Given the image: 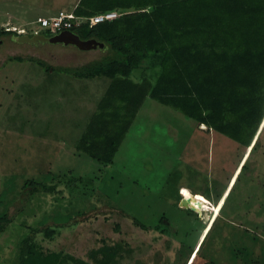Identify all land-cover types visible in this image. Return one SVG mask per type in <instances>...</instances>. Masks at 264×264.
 <instances>
[{
	"label": "rangeland",
	"instance_id": "1",
	"mask_svg": "<svg viewBox=\"0 0 264 264\" xmlns=\"http://www.w3.org/2000/svg\"><path fill=\"white\" fill-rule=\"evenodd\" d=\"M76 2L0 0V31L20 35L0 37V264L25 237L89 262L121 246L116 264H264L263 129L246 150L147 97L111 165L71 154L106 81L60 68L107 54L51 43L35 22Z\"/></svg>",
	"mask_w": 264,
	"mask_h": 264
},
{
	"label": "trees",
	"instance_id": "2",
	"mask_svg": "<svg viewBox=\"0 0 264 264\" xmlns=\"http://www.w3.org/2000/svg\"><path fill=\"white\" fill-rule=\"evenodd\" d=\"M111 11L119 17L70 29L82 41L102 44L107 56L83 71L60 68L77 79L111 81L77 152L111 165L147 97L246 150L251 146L264 130V0H77L70 13L88 18ZM42 31L46 38L55 35ZM8 34L20 37L0 31V37ZM9 222L0 217V233ZM120 247L102 249L101 258L89 262L43 251L25 237L14 264H114Z\"/></svg>",
	"mask_w": 264,
	"mask_h": 264
},
{
	"label": "built area",
	"instance_id": "3",
	"mask_svg": "<svg viewBox=\"0 0 264 264\" xmlns=\"http://www.w3.org/2000/svg\"><path fill=\"white\" fill-rule=\"evenodd\" d=\"M119 17L115 11L100 13L88 18L76 17L73 13L58 12L55 16L44 17L36 20L35 25L39 30H48L52 34L70 31L71 28L87 23L89 27L100 23L109 22ZM37 33L36 29L33 31ZM24 34V33H21Z\"/></svg>",
	"mask_w": 264,
	"mask_h": 264
},
{
	"label": "crops",
	"instance_id": "4",
	"mask_svg": "<svg viewBox=\"0 0 264 264\" xmlns=\"http://www.w3.org/2000/svg\"><path fill=\"white\" fill-rule=\"evenodd\" d=\"M73 10V9H72ZM72 10L71 11H59V12H64V13H70V12H72ZM41 12H43V16H39V17H37L38 19L39 18H44V17H52V16H55L57 13H58V11H56V10H54V9H51V8H45V9H42L41 10ZM46 15H48V16H46ZM23 19H25L26 17H25V15L22 17ZM47 71H49L50 70V68L49 69H46ZM61 70V69H60ZM62 71V70H61ZM63 72V71H62ZM65 73V72H64ZM69 75V74H68ZM71 76V75H70ZM71 77H73V76H71ZM73 78H75V77H73ZM98 78H103V77H98ZM75 79H77V78H75ZM95 79V78H94ZM105 79V83L106 84H104L103 86L105 87V89H104V92L99 96L100 98H99V100H97V102H96V104H93V106L91 107V110H89V111H87V114H85V118H83V125H82V132H81V134H80V136H78L76 139H73L72 140V143H71V151H72V155L73 156H79V154H81V153H79V152H77V150H76V146H77V143H78V141H79V139H80V137H81V135H82V133L84 132V130H85V128H86V126H87V124L89 123V121H90V119H91V117H92V115L94 114V112L97 110V106H98V104H99V102L101 101V99L104 97V95L106 94V92H107V90H108V88H109V86H110V80L109 79H107V78H104ZM78 80H84V79H78ZM87 80H93V79H87ZM95 88H99V86H97V85H95L94 86ZM101 89V91H103V87L102 88H100ZM76 128H80L79 127V124L77 123V125L75 126ZM203 127H205L204 125H202L201 126V128H203ZM206 128V127H205ZM206 130V129H205ZM129 131V130H128ZM76 135H77V133H76ZM256 139V138H255ZM63 151V150H62ZM68 154H70V153H68Z\"/></svg>",
	"mask_w": 264,
	"mask_h": 264
},
{
	"label": "water",
	"instance_id": "5",
	"mask_svg": "<svg viewBox=\"0 0 264 264\" xmlns=\"http://www.w3.org/2000/svg\"><path fill=\"white\" fill-rule=\"evenodd\" d=\"M49 41L51 43H58V44H64V45L70 44L82 50H87V49L89 50L91 48H96V47L102 48L103 47L102 44L98 43L95 40L82 41L79 39L77 35H75L71 31H64L57 35H54L49 39Z\"/></svg>",
	"mask_w": 264,
	"mask_h": 264
},
{
	"label": "bare ground",
	"instance_id": "6",
	"mask_svg": "<svg viewBox=\"0 0 264 264\" xmlns=\"http://www.w3.org/2000/svg\"><path fill=\"white\" fill-rule=\"evenodd\" d=\"M202 129H206V128H205V127H203ZM253 145H254V144H253ZM253 145L251 146V149H252ZM186 208H187V209H191V210H192V208H191V207H188L187 205H186ZM214 220H215V218H214Z\"/></svg>",
	"mask_w": 264,
	"mask_h": 264
},
{
	"label": "flooded vegetation",
	"instance_id": "7",
	"mask_svg": "<svg viewBox=\"0 0 264 264\" xmlns=\"http://www.w3.org/2000/svg\"><path fill=\"white\" fill-rule=\"evenodd\" d=\"M222 196H223V195H222ZM221 198H222V197H221ZM221 198H220V199H221ZM220 199L218 200V202L220 201ZM218 202H217V203H218ZM217 203H216V204H217ZM216 204H215V205H216ZM213 206H214V205H213ZM189 211H190V210H189ZM219 211H220V210H219ZM219 211H218V213H219ZM211 213L213 214L212 211H210V214H211ZM218 213H217V214H218Z\"/></svg>",
	"mask_w": 264,
	"mask_h": 264
}]
</instances>
